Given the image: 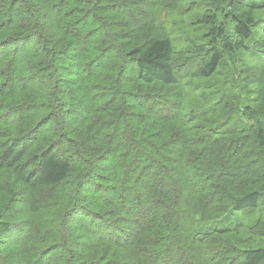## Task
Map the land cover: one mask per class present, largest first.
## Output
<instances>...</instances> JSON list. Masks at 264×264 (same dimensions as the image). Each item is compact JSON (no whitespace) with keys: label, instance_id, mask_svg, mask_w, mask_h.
I'll return each mask as SVG.
<instances>
[{"label":"trees","instance_id":"trees-1","mask_svg":"<svg viewBox=\"0 0 264 264\" xmlns=\"http://www.w3.org/2000/svg\"><path fill=\"white\" fill-rule=\"evenodd\" d=\"M0 193V264H264V0H0Z\"/></svg>","mask_w":264,"mask_h":264},{"label":"rangeland","instance_id":"rangeland-1","mask_svg":"<svg viewBox=\"0 0 264 264\" xmlns=\"http://www.w3.org/2000/svg\"><path fill=\"white\" fill-rule=\"evenodd\" d=\"M32 42V41H30ZM238 58H239V61L236 63V66L238 69H236L238 72H241V75H245L246 77L247 76H252V54L249 52V55H242V56H239L238 55ZM244 63H247V65L245 66H251V68L249 70H245L243 65ZM219 96L218 95H215V94H208L207 98L205 97V99L207 100V106L208 108L212 109V113H209L207 114L206 112V116L208 115V120H212L213 118H215L216 116H219V118H221L220 120H218L219 124L223 121V118H225L228 114L226 109H221L220 106L219 107H212L213 105H215L214 103L216 102V100H219ZM218 118V117H217ZM3 202V196H2V193H0V205L2 204ZM259 213H254L252 214V216H258ZM44 220V219H43ZM42 220V221H43ZM27 233L29 232V227L27 228ZM19 238V235L17 236V233L16 231H12L10 233H8L7 235L6 234H0V253L5 256L6 258H8V253L10 252H7V248H4L5 246H8L9 243H12L14 248H17L18 246H20L18 243H19V240L17 239ZM8 262H10L8 259H7Z\"/></svg>","mask_w":264,"mask_h":264}]
</instances>
